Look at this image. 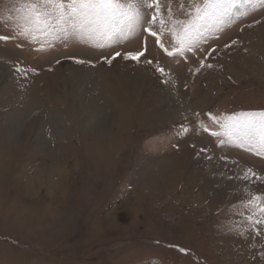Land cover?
Listing matches in <instances>:
<instances>
[{"label":"rangeland","instance_id":"374dc122","mask_svg":"<svg viewBox=\"0 0 264 264\" xmlns=\"http://www.w3.org/2000/svg\"><path fill=\"white\" fill-rule=\"evenodd\" d=\"M24 2L0 0V264H264V155L212 135L264 111V6L170 56L193 0L112 42L24 33Z\"/></svg>","mask_w":264,"mask_h":264},{"label":"snow or ice","instance_id":"6c2138e0","mask_svg":"<svg viewBox=\"0 0 264 264\" xmlns=\"http://www.w3.org/2000/svg\"><path fill=\"white\" fill-rule=\"evenodd\" d=\"M154 6L158 12L159 0H25L19 11L22 13L21 27L24 33L50 31L65 39L73 37L81 41L112 42L134 36L146 23L143 9ZM242 6L255 9L264 6V0H193L188 19L176 21L179 29L172 32L176 46L167 54L182 55L185 50H191L205 33L221 31L235 19L247 15V12L236 11ZM156 19L157 16L153 14L152 22ZM161 24H164L163 20ZM143 30L157 36L149 28ZM2 39L6 37H0ZM120 55L116 53L112 59ZM143 55V52L129 53L125 54L124 59L139 62ZM108 62L111 63V60ZM77 63L82 61L78 60ZM160 71L163 72V69ZM228 119V124L221 125L223 133L213 132L212 135L219 137L223 134L229 140L238 141L240 146L248 145L249 150L255 149L257 155H264V111L241 113ZM204 130L208 131L207 128ZM260 199L254 197L247 205L252 213L250 221L257 213H264V204L256 202ZM262 222V219L255 220V223Z\"/></svg>","mask_w":264,"mask_h":264}]
</instances>
